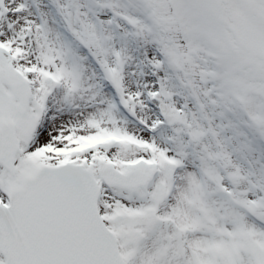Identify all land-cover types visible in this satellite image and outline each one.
<instances>
[{
    "label": "snow or ice",
    "instance_id": "1",
    "mask_svg": "<svg viewBox=\"0 0 264 264\" xmlns=\"http://www.w3.org/2000/svg\"><path fill=\"white\" fill-rule=\"evenodd\" d=\"M0 264H264V0H0Z\"/></svg>",
    "mask_w": 264,
    "mask_h": 264
}]
</instances>
